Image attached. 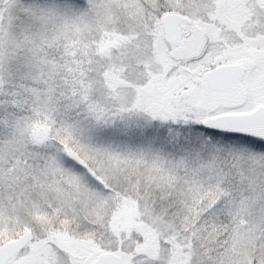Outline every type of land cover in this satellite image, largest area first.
<instances>
[{
  "label": "snow or ice",
  "instance_id": "obj_1",
  "mask_svg": "<svg viewBox=\"0 0 264 264\" xmlns=\"http://www.w3.org/2000/svg\"><path fill=\"white\" fill-rule=\"evenodd\" d=\"M0 264H264V0H0Z\"/></svg>",
  "mask_w": 264,
  "mask_h": 264
}]
</instances>
